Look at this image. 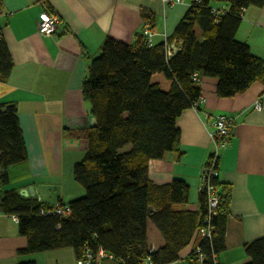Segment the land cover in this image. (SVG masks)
<instances>
[{
  "label": "trees",
  "instance_id": "obj_1",
  "mask_svg": "<svg viewBox=\"0 0 264 264\" xmlns=\"http://www.w3.org/2000/svg\"><path fill=\"white\" fill-rule=\"evenodd\" d=\"M213 3L224 4L227 10L217 15ZM263 5L264 0H201L165 42L149 46L143 32L131 44L106 39L82 85L96 125L69 133L85 138L88 147L73 166L85 195L67 204L68 217L42 215L40 210L52 205L16 189L2 190L10 182L8 168L28 156L16 106L0 105V213L18 218V233L28 241L19 254L72 248L81 259L87 249L102 247L120 264H144L147 259L152 264H172L197 237L200 242L188 256L189 264H220L218 256L226 249L231 185L218 175L211 178L218 197L217 216L211 218L212 238L203 239L196 233L207 224V192H200L197 212L180 208L189 201L188 185L181 180L155 184L149 178V162L178 150L177 120L201 98L202 78L218 80L219 98L234 97L255 82L264 85V59L236 39L244 10ZM143 18L145 27L154 26L153 13L144 11ZM173 43L181 44V49L170 56L167 49ZM12 71L0 25V82H7ZM194 74L199 82L193 80ZM149 222L164 242L153 251L147 238ZM244 248L249 264H264V237Z\"/></svg>",
  "mask_w": 264,
  "mask_h": 264
},
{
  "label": "crops",
  "instance_id": "obj_2",
  "mask_svg": "<svg viewBox=\"0 0 264 264\" xmlns=\"http://www.w3.org/2000/svg\"><path fill=\"white\" fill-rule=\"evenodd\" d=\"M191 2L182 0L168 7L162 0H2L0 25L13 71L7 82H0V105L16 106L28 156L25 162L8 168L10 182L2 190L20 192L38 185H58L57 202L64 204L84 196L73 166L84 157L88 142L69 133L96 125L82 93L90 62L99 56L108 38L131 44L148 28L154 44L167 41ZM213 6L227 10L221 3ZM144 11L155 16L153 27H145ZM43 12L59 19L53 34L39 31ZM236 39L264 59V5L244 10ZM217 84L216 78L201 79L200 110L190 108L182 113L177 120L181 131L178 150L151 160L149 178L158 185L185 182L189 201L180 208L197 212L203 169L215 151L205 114L231 118L232 136L219 158V179L231 185L232 197L226 249L218 262L249 264L245 245L264 237V85L255 82L234 97L219 98ZM257 100H261L262 110L254 108ZM147 238L153 249L164 243L160 233L151 231L150 223ZM199 242L193 238L172 264H189L188 256ZM27 243L13 216L0 213V264H77L72 248L19 254Z\"/></svg>",
  "mask_w": 264,
  "mask_h": 264
},
{
  "label": "built area",
  "instance_id": "obj_3",
  "mask_svg": "<svg viewBox=\"0 0 264 264\" xmlns=\"http://www.w3.org/2000/svg\"><path fill=\"white\" fill-rule=\"evenodd\" d=\"M162 2L168 7H172L175 4L182 2V0H162ZM201 3V0H192L190 3V7L197 6ZM213 11L217 13V15H222L225 13V10L222 7H213ZM59 19L57 16L43 12L40 16L39 22V31L45 34H53L57 28V24ZM143 35L148 42L149 46H152L153 43V32L152 30L145 28L143 30ZM168 55L173 53L172 46L169 45L167 49ZM193 80L199 82L198 75H193ZM202 102V98H200L197 102L192 105V109L198 111L200 110L199 105ZM254 108L256 110H262L261 100H257ZM205 125L209 128V135L211 140L215 145L214 153L209 157L206 161L203 173L201 176V186L200 191H206L208 194V216L206 218L205 227H201L196 235H199L201 238H212L211 231V218L217 216V208H218V197L215 192V188L211 183V178L214 176H219L217 169V164L219 165V158L221 149L229 142L232 136V124L233 121L231 118L224 114H214L208 115L205 114L204 118ZM39 202L41 198L37 197ZM40 213L42 215H52L58 217H68L71 213V208L67 204H60L56 202L52 205L51 209H41ZM13 220L18 222L17 216H13ZM154 249L151 247L150 251ZM197 251H200L197 247ZM203 260L201 256L200 261ZM77 264H120V260L115 257L112 253H109L102 247H99L97 250L92 251L91 249H87L84 256L81 259H77ZM144 264H152L150 259L144 261Z\"/></svg>",
  "mask_w": 264,
  "mask_h": 264
},
{
  "label": "water",
  "instance_id": "obj_4",
  "mask_svg": "<svg viewBox=\"0 0 264 264\" xmlns=\"http://www.w3.org/2000/svg\"><path fill=\"white\" fill-rule=\"evenodd\" d=\"M171 46L173 53L170 56L178 53L181 49V44L176 45V43H173ZM60 193L61 188L58 185H38L37 187H30L20 191V194L25 197H39L42 202L49 205H54L57 202V197Z\"/></svg>",
  "mask_w": 264,
  "mask_h": 264
},
{
  "label": "rangeland",
  "instance_id": "obj_5",
  "mask_svg": "<svg viewBox=\"0 0 264 264\" xmlns=\"http://www.w3.org/2000/svg\"><path fill=\"white\" fill-rule=\"evenodd\" d=\"M196 30H197V33L200 34V29L197 28ZM126 149H129V147H126ZM149 223L151 225V231L159 233L158 229L154 226V224H152L151 222H149Z\"/></svg>",
  "mask_w": 264,
  "mask_h": 264
}]
</instances>
